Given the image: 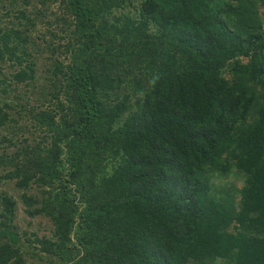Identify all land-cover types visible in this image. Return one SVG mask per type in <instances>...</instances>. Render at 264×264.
<instances>
[{"label": "trees", "instance_id": "1", "mask_svg": "<svg viewBox=\"0 0 264 264\" xmlns=\"http://www.w3.org/2000/svg\"><path fill=\"white\" fill-rule=\"evenodd\" d=\"M0 186V264H264V0H0Z\"/></svg>", "mask_w": 264, "mask_h": 264}, {"label": "rangeland", "instance_id": "2", "mask_svg": "<svg viewBox=\"0 0 264 264\" xmlns=\"http://www.w3.org/2000/svg\"><path fill=\"white\" fill-rule=\"evenodd\" d=\"M29 220L30 222L28 223ZM15 221L19 226H22L21 230H25V228L27 227L28 231H33L34 225L41 223L39 233L45 235L50 234L51 225L49 224V222H46V219H44L43 221H41L40 219H29L21 212V210H19L16 215Z\"/></svg>", "mask_w": 264, "mask_h": 264}]
</instances>
